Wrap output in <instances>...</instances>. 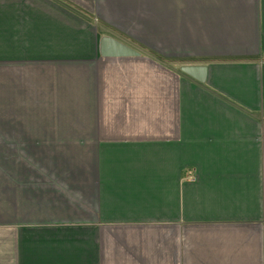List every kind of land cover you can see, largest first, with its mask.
<instances>
[{
  "label": "crops",
  "instance_id": "1",
  "mask_svg": "<svg viewBox=\"0 0 264 264\" xmlns=\"http://www.w3.org/2000/svg\"><path fill=\"white\" fill-rule=\"evenodd\" d=\"M0 264H264V0H0Z\"/></svg>",
  "mask_w": 264,
  "mask_h": 264
},
{
  "label": "water",
  "instance_id": "2",
  "mask_svg": "<svg viewBox=\"0 0 264 264\" xmlns=\"http://www.w3.org/2000/svg\"><path fill=\"white\" fill-rule=\"evenodd\" d=\"M101 51L105 55H135L138 52L129 48L125 44L113 40L111 37H104L101 41ZM182 69L188 74L194 76L199 80H204L206 76V66L204 65H193L186 64L182 66Z\"/></svg>",
  "mask_w": 264,
  "mask_h": 264
},
{
  "label": "rangeland",
  "instance_id": "3",
  "mask_svg": "<svg viewBox=\"0 0 264 264\" xmlns=\"http://www.w3.org/2000/svg\"><path fill=\"white\" fill-rule=\"evenodd\" d=\"M13 147H18V146H7V156H10L13 154V151H14ZM9 167H11V166H9Z\"/></svg>",
  "mask_w": 264,
  "mask_h": 264
}]
</instances>
